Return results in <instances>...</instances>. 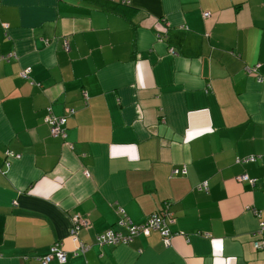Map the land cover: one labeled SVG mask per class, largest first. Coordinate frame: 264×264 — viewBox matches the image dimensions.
I'll use <instances>...</instances> for the list:
<instances>
[{
	"label": "crops",
	"instance_id": "crops-1",
	"mask_svg": "<svg viewBox=\"0 0 264 264\" xmlns=\"http://www.w3.org/2000/svg\"><path fill=\"white\" fill-rule=\"evenodd\" d=\"M257 75L264 0H0V264H41L56 242L67 260L48 264H264L251 244V208L264 219ZM47 107L67 116L65 138ZM167 202L169 246L157 231L96 243L125 232L118 207L138 224ZM73 216L88 221L84 254Z\"/></svg>",
	"mask_w": 264,
	"mask_h": 264
},
{
	"label": "built area",
	"instance_id": "built-area-1",
	"mask_svg": "<svg viewBox=\"0 0 264 264\" xmlns=\"http://www.w3.org/2000/svg\"><path fill=\"white\" fill-rule=\"evenodd\" d=\"M204 17L209 16L208 12L203 13ZM5 29L7 28V24H4ZM63 46L65 50H69V41L65 37L63 41ZM170 53H175L173 48H169ZM11 54L5 56V58L10 57ZM259 64H255L253 66H247L246 70L248 73H252L257 70ZM30 68L27 67L21 71V76L24 78L29 77ZM264 77L261 75H257V81L262 82ZM84 96L86 97V92H83ZM69 113H73V110L70 109ZM66 115L56 116L52 113L51 108L47 107V113L44 116V122L48 124L49 130L52 136L54 137H66ZM68 144V143H67ZM69 145V144H68ZM256 160V156L253 154L246 155L243 157H236L235 162L237 164H245ZM174 174H185L186 167L183 166L182 168L174 169ZM86 175H89L88 172H85ZM234 180L240 182H248L251 185L255 184L256 179L249 177L247 174H240L234 177ZM199 190L207 191L208 184L207 182H202L198 186ZM251 212L254 216L258 219V226L254 232V239L252 240V247L255 250H264V219L261 218L260 212L255 209L251 208ZM119 213V220L117 222L118 225L124 227L125 232L121 231H114L112 229H106L99 233L96 236V243L99 244H127L130 242L133 237L138 235H149L151 231H157L160 234L161 241L164 246H169L170 241L173 237V233L169 228V224L173 222V214L170 210V203H164L162 207L152 212L150 215L146 217V219L138 224H135L131 221V219L126 215L124 210L121 207H118ZM88 224V221L85 219L80 218L79 216H73L71 221V226L69 229V237L71 238L74 244V253L84 254L89 250L90 245L84 243L78 239V230L81 226H85ZM38 261L41 264H48L52 259H56L60 263H65L67 260V253L63 250L58 242L54 243L50 246L47 253L39 256Z\"/></svg>",
	"mask_w": 264,
	"mask_h": 264
},
{
	"label": "trees",
	"instance_id": "trees-1",
	"mask_svg": "<svg viewBox=\"0 0 264 264\" xmlns=\"http://www.w3.org/2000/svg\"><path fill=\"white\" fill-rule=\"evenodd\" d=\"M64 41V40H63ZM64 47V46H63ZM12 55V54H11ZM9 58V57H8Z\"/></svg>",
	"mask_w": 264,
	"mask_h": 264
}]
</instances>
